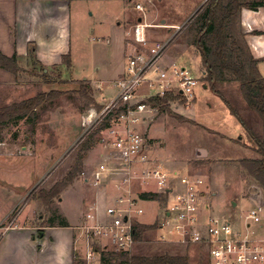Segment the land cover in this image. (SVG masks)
Masks as SVG:
<instances>
[{
  "label": "rangeland",
  "instance_id": "rangeland-1",
  "mask_svg": "<svg viewBox=\"0 0 264 264\" xmlns=\"http://www.w3.org/2000/svg\"><path fill=\"white\" fill-rule=\"evenodd\" d=\"M84 1L79 10L77 7L72 8V66L64 63L60 67L63 74L68 73V68V70L73 71L74 75L63 76L57 67L49 66L45 69L41 65L29 67L33 74L29 76L28 81L25 80L30 85L28 91L25 90L17 97H5L6 92V94L0 95V106L4 107L33 97L38 93L60 92L51 102H46L37 107L33 114H28V116L15 121V123L10 121L5 125H0V138H5L8 135L7 138L10 140L12 137L17 138L19 136L22 139L23 135L28 134L36 143L38 150L43 149L40 156L43 161L48 159V155L57 158L53 161V164L56 160L57 162L45 174L44 178L35 187H31L28 200H36L39 208L37 215H41L45 223L49 221L56 223L69 222L70 219L74 220L76 218L78 210L82 208V202H80L78 196L79 188L76 184L67 185L66 189L63 188V193L60 192L64 200L61 206L55 198L51 207L48 208L44 201V199L46 200L45 195L42 196V199L39 198L41 189L48 188L56 181L61 180L73 164L79 144L93 130L95 131L94 128L89 134L83 133L81 127L82 116L87 114L90 109L95 108V105L93 103L87 104L86 99L79 96V92H77L80 87L78 81L84 77H98L115 63L117 57L113 56L114 48L112 45L118 33L113 29L115 22L119 21L120 18L123 19L125 14L135 15L137 13L134 7L136 3L141 4L142 10L144 9L143 12L151 3H156L157 7L153 10L154 13L156 11L160 12L163 15L161 19L167 18V22L178 20L179 25L177 26L181 27V29H177L172 26L170 30L163 27L150 28L156 33L155 38L161 40L160 42L166 41L167 43L163 57L173 55L175 57L174 61L188 64L191 67V72L199 78L200 83L195 88V97L189 103H185V100L181 97L169 102V110H157L153 120L147 124L145 129L149 149L157 159L159 158L158 160L162 162L164 168L177 174V176L190 174L203 177L206 188L200 197L202 202L207 204L208 207L210 206L211 210L228 218L235 227L244 230V212L254 205L243 201L245 199L250 201L252 198L255 201L252 204L261 203L264 207V189L257 187L258 185L252 182L239 165L238 160L243 157H255L256 155L249 148H243L239 145L243 144L236 139L239 136L237 129L241 125L235 122L233 116L221 103L219 96L215 95L209 87L207 89L203 87L204 83L199 69L201 59L199 61V58L196 57L197 50L187 45L183 38L185 29L183 24L188 21L205 0H123L120 3L114 0L112 2ZM79 11L82 14L81 18L78 15L74 16V13ZM109 15L111 20L108 24L105 19ZM115 15L119 18L115 19ZM98 18L103 19L102 26L104 28L95 23ZM131 22L133 23V21ZM127 28L122 24L120 32L126 37L125 42L134 44L133 34L127 35ZM135 51L134 49L132 53ZM222 87L228 96L233 97L232 100L238 102L237 104L233 100L236 105L245 104L237 83ZM91 93L94 97L93 91ZM7 98L13 99L9 105H6ZM209 104L212 109L209 108ZM212 119H218L219 125L213 124L216 122H212ZM31 120L32 123H27ZM221 128L230 132L235 139H229ZM101 135L102 133L97 134L95 138L98 139ZM38 139L40 142L37 141ZM94 145L93 143L86 154V157L90 156L94 151L91 154L94 157L90 165L91 169L98 161V158L94 155L101 151L100 146L96 148ZM202 151L205 153H202ZM40 158L36 159V168ZM86 170L89 174L90 171ZM87 173L85 176H88ZM141 191L136 182L134 192L139 194ZM151 201L145 202L146 204L142 203L146 209L144 214L138 217V221L141 223H157L158 217L162 213L164 202L155 199ZM233 203H237V205L233 206ZM155 209L156 219L153 218ZM42 218L39 217L38 219L43 220ZM9 221H5L1 226H6ZM159 233L161 231L157 229L145 231L143 234L144 239L137 241L129 252L145 255L164 252L178 255L186 254L189 264H208L206 251L202 246L187 244L176 240V238L161 241L158 239ZM100 247L102 248V246ZM105 249L110 251L113 247L107 245Z\"/></svg>",
  "mask_w": 264,
  "mask_h": 264
},
{
  "label": "crops",
  "instance_id": "crops-1",
  "mask_svg": "<svg viewBox=\"0 0 264 264\" xmlns=\"http://www.w3.org/2000/svg\"><path fill=\"white\" fill-rule=\"evenodd\" d=\"M99 1L112 2L113 0ZM114 1L123 2V0ZM84 2V0H0V52L7 57L15 54L17 64L15 73L0 66V95L7 93L5 97H17L25 90L28 91L30 85L26 81L33 74L29 67L41 65L42 67L44 66L43 69L50 66L57 67L60 70L61 65L64 64L63 56L66 54L70 55L72 66V8L77 7L79 10V7ZM134 7L137 10L135 15L125 14L123 19L120 18L119 21L115 22L114 26L111 24L113 29L118 32L117 38L113 42L109 41L112 42L114 48L113 56L117 57L115 63L104 70L98 77L80 78V80H86L90 84L98 104L103 105L116 94L114 83L125 75L128 55L134 49H144L137 42L131 44L124 41L126 37L120 32L122 24L124 27H128L127 35L133 34L135 23L142 21L149 24L145 28L144 33L150 44L161 41L155 38L156 33L150 29L151 27H163L170 30L172 26L179 25L178 20L167 22V18L161 19L163 15L160 12L155 10L156 13H154L153 10L157 7L156 3H151L144 12V9H141L142 12H140L136 5ZM74 14V16L78 15L79 18L82 17L80 11ZM192 16H190L188 21ZM118 18L115 15V19ZM106 20L109 24L110 15ZM95 23L104 28L102 26L103 19L98 18ZM95 23L94 25H96ZM240 23L245 41L251 54L259 60L258 69L264 76V5L257 8L243 7L241 9ZM186 25L187 21L183 26L186 27ZM100 30L103 31L101 28ZM196 55L200 61L198 51ZM165 56L166 58H162L163 64H168L170 61L175 60L173 55ZM185 66L191 69L188 64ZM199 69L202 72L201 66ZM67 72L66 74L61 73L63 76L74 75L71 69L68 70L67 68ZM203 87L207 89L209 86L203 84ZM11 100L13 99L7 98L6 105L11 104ZM220 101L223 104L221 99ZM209 108L212 109L210 104ZM92 110L95 109L92 108L89 111ZM233 118L235 122H238L234 116ZM29 122L32 123V120L27 121V123ZM212 122H216L213 124L219 125L218 119H212ZM11 123H15V121H11ZM146 126L141 127L144 133ZM221 129L229 139H235L230 132L225 131L224 128ZM244 130L242 126L237 129L239 136L236 139L243 143L238 144L243 148H249L256 155L252 149L254 144L251 140L249 141V137ZM7 136L0 138V227H2L0 229V264H97L94 262L98 257L97 252L92 262H88L85 258L87 247H85V239L79 227L82 225L90 206L97 207L100 213H104L105 208L112 203L117 195L113 184L107 180L99 186H94L90 183L91 173L101 162L107 161V155L110 154V151L101 142L103 135L100 136L97 142H94L96 148L98 146L101 147V151L94 155L98 158L95 166L93 169L90 167L94 158L91 155L93 151L90 156L83 160L81 174L79 173L73 180L74 182L71 183L76 184L79 188L78 196L80 202H82V208L78 210L74 220L70 219L67 222V226L45 223L44 218L41 215H37L39 208L36 200H28L31 189L50 171L57 162L56 160L53 164V161L57 158L48 155V159L44 158L46 160L43 161V158H40L43 149L38 150L36 143L28 134L23 135L22 139L19 136L17 138L12 137L10 140ZM37 141L40 142L39 139ZM148 150L155 157L151 150ZM37 158H40V162L36 168ZM45 168L48 170L44 171ZM86 169L90 171L89 174ZM83 172L84 174H82ZM86 173L88 176H85ZM52 185L44 190H48ZM56 199L61 206L64 201L61 194ZM243 202L253 205L252 202L255 201L251 198L250 201L245 199ZM142 203L140 202V205L143 207ZM234 205H237V203ZM155 213L156 209L153 218ZM39 217L43 220H39ZM8 220L10 221L6 226H1Z\"/></svg>",
  "mask_w": 264,
  "mask_h": 264
},
{
  "label": "built area",
  "instance_id": "built-area-1",
  "mask_svg": "<svg viewBox=\"0 0 264 264\" xmlns=\"http://www.w3.org/2000/svg\"><path fill=\"white\" fill-rule=\"evenodd\" d=\"M136 8L141 10L142 6L136 4ZM147 26L141 21L133 27V39L144 49L128 55L125 75L114 83L116 94L99 111H89L81 119L83 133L89 134L108 115L112 116L101 132V142L110 154L91 173L90 183L99 186L107 180L117 191L104 213L90 206L85 214L79 227L87 247L85 258L92 262L97 252L99 256L94 262L102 264L98 248L107 250L106 246L111 245L112 251L126 252L134 247L133 224L145 211L140 202H152L134 192L137 182L141 192L164 194V206L157 221L161 241L176 238L202 246L208 264H264L261 203L244 212V230L239 229L202 202L200 197L206 188L203 177L177 176L148 152L147 137L141 127L152 121L158 110L148 99L172 92L189 103L200 80L181 63L174 60L162 63L167 43L149 44L144 33ZM175 28L181 29L177 25ZM115 110L120 112L113 114ZM156 216L155 213L154 219Z\"/></svg>",
  "mask_w": 264,
  "mask_h": 264
},
{
  "label": "trees",
  "instance_id": "trees-1",
  "mask_svg": "<svg viewBox=\"0 0 264 264\" xmlns=\"http://www.w3.org/2000/svg\"><path fill=\"white\" fill-rule=\"evenodd\" d=\"M264 5V0H205L195 11L184 29L183 38L187 45L194 47L201 59L202 82L222 100L241 126L245 129L249 139L253 142L252 149L255 157H243L238 160L245 174L250 177L257 187L264 189V76L258 69L259 60L255 58L245 41L241 29V9L243 7L257 8ZM63 63L70 65V55L63 56ZM0 66L12 72L17 71L16 55L7 57L0 52ZM79 96L86 99V103H93L96 111L102 108L92 97V89L86 80L78 81ZM238 84L244 105H236L232 96H228L222 86ZM60 92L50 91L14 102L9 106H0V125L10 121L23 119L33 114L35 109L46 102H51ZM178 95L166 92L162 97L152 96L148 99L160 111L169 110V102L178 99ZM235 101V100H234ZM236 102V101H235ZM238 104V102H236ZM120 112L112 111L113 114ZM112 116L105 120L78 146L74 162L61 180L54 183L48 190L41 189L39 198L45 195V204L51 207L54 199L67 185L71 184L82 171V163L86 158L95 138L108 125ZM45 192V193H44ZM142 199L165 201L163 193L143 191L139 193ZM45 222V221H44ZM67 226V222H46ZM134 238L137 241L144 239L145 231L157 229V223L145 224L134 222ZM100 252L102 264H189L188 256L170 254L145 255L131 254L129 251L120 252L97 249Z\"/></svg>",
  "mask_w": 264,
  "mask_h": 264
},
{
  "label": "water",
  "instance_id": "water-1",
  "mask_svg": "<svg viewBox=\"0 0 264 264\" xmlns=\"http://www.w3.org/2000/svg\"><path fill=\"white\" fill-rule=\"evenodd\" d=\"M202 153H205L204 151H202ZM233 204H235V203H233Z\"/></svg>",
  "mask_w": 264,
  "mask_h": 264
}]
</instances>
